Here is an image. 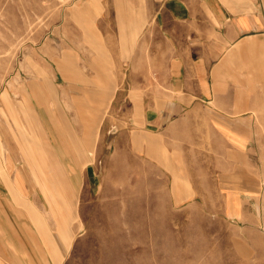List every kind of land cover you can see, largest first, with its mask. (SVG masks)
Instances as JSON below:
<instances>
[{
	"label": "crops",
	"instance_id": "1",
	"mask_svg": "<svg viewBox=\"0 0 264 264\" xmlns=\"http://www.w3.org/2000/svg\"><path fill=\"white\" fill-rule=\"evenodd\" d=\"M70 17L80 42L61 56L60 71L91 66L93 78L77 81L100 90L90 106L80 93L71 124L41 92L34 98L55 153L25 144L51 190L66 183L69 160L82 164L84 138L91 144L107 112L110 145L118 143L125 169L139 159L143 188H172L177 200L219 188L228 211L244 209L261 188L253 161L264 143V0H83ZM1 184L0 264H64V251L45 241L66 239L49 225L70 222L68 202L47 206L58 214L48 221L37 203L11 199ZM15 186L22 188L19 177Z\"/></svg>",
	"mask_w": 264,
	"mask_h": 264
},
{
	"label": "rangeland",
	"instance_id": "2",
	"mask_svg": "<svg viewBox=\"0 0 264 264\" xmlns=\"http://www.w3.org/2000/svg\"><path fill=\"white\" fill-rule=\"evenodd\" d=\"M82 2L0 0V186L3 181L13 200L37 203L40 216L52 222L58 214L46 207L68 202L70 222L49 225L56 236L67 231L66 239L45 241L48 248L64 251V264H264V143L253 161L261 188H254L251 199L245 194L244 209L231 212L219 188L192 194L191 200L189 194L177 200L172 188H143L139 159L133 156V168H124L102 112L91 144L84 138L82 164L68 161L67 181L59 191L52 189L53 195L47 177L38 173L39 155L32 159L25 142L31 141L37 153H55L53 129L34 106L36 94L41 92L45 105L71 124L82 91L90 106L100 90L94 82L77 81L81 75L93 78L91 66L64 64L60 71L58 64L79 46L70 15ZM68 148L71 155V144ZM108 162L111 170L105 169ZM17 177L22 188L15 186ZM94 181L103 186L94 188Z\"/></svg>",
	"mask_w": 264,
	"mask_h": 264
},
{
	"label": "bare ground",
	"instance_id": "3",
	"mask_svg": "<svg viewBox=\"0 0 264 264\" xmlns=\"http://www.w3.org/2000/svg\"><path fill=\"white\" fill-rule=\"evenodd\" d=\"M32 239V238H31Z\"/></svg>",
	"mask_w": 264,
	"mask_h": 264
}]
</instances>
